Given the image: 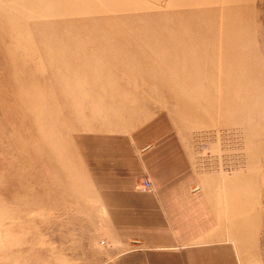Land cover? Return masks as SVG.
<instances>
[{"label":"rangeland","instance_id":"obj_1","mask_svg":"<svg viewBox=\"0 0 264 264\" xmlns=\"http://www.w3.org/2000/svg\"><path fill=\"white\" fill-rule=\"evenodd\" d=\"M164 141L206 256L264 264V0H0V264H175L108 196L117 149Z\"/></svg>","mask_w":264,"mask_h":264},{"label":"crops","instance_id":"obj_2","mask_svg":"<svg viewBox=\"0 0 264 264\" xmlns=\"http://www.w3.org/2000/svg\"><path fill=\"white\" fill-rule=\"evenodd\" d=\"M172 146L173 142L164 141L132 155L129 148L117 149L113 157L116 162L110 164V204L113 207L118 197L124 202L125 216L118 219L119 225L135 229L139 237L136 245L157 249L158 259L193 264L191 261L198 258L222 264V260H230L229 253L217 251L206 256L204 245L215 241L210 240L207 230L211 224L205 200L191 190L187 167L183 166L182 157L168 150ZM119 169L125 172L120 181L115 179ZM143 179L150 182L149 187L143 185ZM158 225L162 236L156 237L151 229Z\"/></svg>","mask_w":264,"mask_h":264},{"label":"built area","instance_id":"obj_3","mask_svg":"<svg viewBox=\"0 0 264 264\" xmlns=\"http://www.w3.org/2000/svg\"><path fill=\"white\" fill-rule=\"evenodd\" d=\"M149 186H150L149 181L145 180V187H149Z\"/></svg>","mask_w":264,"mask_h":264},{"label":"bare ground","instance_id":"obj_4","mask_svg":"<svg viewBox=\"0 0 264 264\" xmlns=\"http://www.w3.org/2000/svg\"><path fill=\"white\" fill-rule=\"evenodd\" d=\"M70 80V79H69Z\"/></svg>","mask_w":264,"mask_h":264}]
</instances>
